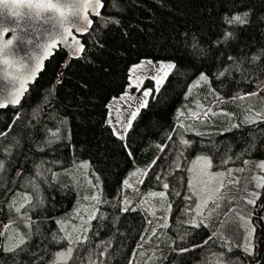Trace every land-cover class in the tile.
Here are the masks:
<instances>
[{
  "label": "trees",
  "instance_id": "trees-1",
  "mask_svg": "<svg viewBox=\"0 0 264 264\" xmlns=\"http://www.w3.org/2000/svg\"><path fill=\"white\" fill-rule=\"evenodd\" d=\"M102 2L80 56L66 62V52L55 50L18 105L0 110V264L55 263L68 245L58 222L73 220L80 206L82 161L100 183V199L65 264H264V169L257 167L264 160V0ZM237 15L244 23H227ZM144 59L174 66L158 89L143 80L141 90L151 92L122 138L108 121V103ZM201 73L209 85L188 94ZM198 102L201 113L182 119L180 111ZM198 155L235 178L232 193L201 215L189 185ZM151 190L166 193L167 214L160 200L154 211L140 207ZM23 192L29 210L17 212L13 197ZM241 216L256 227L250 245ZM9 227L25 237L13 251L4 246Z\"/></svg>",
  "mask_w": 264,
  "mask_h": 264
},
{
  "label": "rangeland",
  "instance_id": "rangeland-1",
  "mask_svg": "<svg viewBox=\"0 0 264 264\" xmlns=\"http://www.w3.org/2000/svg\"><path fill=\"white\" fill-rule=\"evenodd\" d=\"M173 66L174 62L171 61L152 62L145 59L131 66L129 85L127 86L125 92L119 97H112L108 103V121L114 128L117 135L124 137L125 131L135 116H133V114H136L138 110L147 102L151 90H141L143 80L145 78H151L154 81L155 89H158L167 74L172 70ZM202 76L205 77V79L202 80ZM206 84L209 85V80L205 73L199 74L198 78L195 79L189 86L188 94L195 93L197 91V87L205 86ZM145 93H147V95H145ZM202 108V104L198 102L196 107H187L185 110H181L180 116L182 119L187 117H196L201 113ZM78 166H80L82 176L86 178V182L80 189V206L76 209V214L73 220L71 218L66 222L61 220L58 222L63 235L68 241V245L65 249L60 250L56 254L54 264H65L67 262L69 257L72 255L76 244L84 239L85 236H83V233L88 230V225L98 210V202L101 191L100 183L87 161L80 162ZM257 167L259 169H264V160H259L257 162ZM66 173L71 178H75L74 170L72 168L66 170ZM137 176L138 174L136 171L131 172L129 178L126 180V185L134 187L135 177ZM189 185L197 198L195 209L196 213L197 215H201L211 210L213 206L217 204L219 197L223 193H232V190L235 187V178L232 177L230 168L226 167L218 170L213 169L208 156L198 155L190 164ZM146 196L147 197H144L140 201V207L142 209L147 212L149 210L154 211V208H156V206H158L161 202L160 206L166 208L164 212L167 214L169 207H167L166 204L169 206V202L164 191L151 190V192H149ZM256 196L257 195L254 193L251 194L253 199ZM148 198L152 203L147 201ZM30 199V194L28 192H23L22 194L20 193L16 196L14 195L13 208L17 212H21L23 209L29 210L28 206ZM156 200H160V202L156 203ZM164 212H159L161 216L159 222L164 220ZM241 223L242 230L245 231L246 242L250 245L252 242V233L256 227L249 221V218L245 216H241ZM4 225L2 230L5 228ZM258 225L264 227V220L263 222H258ZM6 230H9V236L6 238L4 245L6 250L16 244L20 238L25 240V237L18 228L9 227L6 228ZM257 240L260 241V235ZM69 249L72 250L71 254H69Z\"/></svg>",
  "mask_w": 264,
  "mask_h": 264
},
{
  "label": "water",
  "instance_id": "water-1",
  "mask_svg": "<svg viewBox=\"0 0 264 264\" xmlns=\"http://www.w3.org/2000/svg\"><path fill=\"white\" fill-rule=\"evenodd\" d=\"M49 3L56 5L58 11L28 7ZM78 7L81 16L86 18L82 25L72 23L75 19L72 12ZM102 7V0H0V49L7 40L13 41L7 54L0 51V90H3L0 110L18 105L55 50L61 48L66 52V62L80 56L84 49L81 37L89 31L92 17L98 15ZM54 11L57 18H61V13L66 18L62 28L54 29L47 19ZM28 12L33 14L32 19L25 15ZM73 49L77 50L75 54ZM2 231L0 227V238Z\"/></svg>",
  "mask_w": 264,
  "mask_h": 264
},
{
  "label": "snow or ice",
  "instance_id": "snow-or-ice-1",
  "mask_svg": "<svg viewBox=\"0 0 264 264\" xmlns=\"http://www.w3.org/2000/svg\"><path fill=\"white\" fill-rule=\"evenodd\" d=\"M29 9L35 7L36 9H54L56 11H58V8L56 5H53V4H36V5H28ZM12 15H16V13H13ZM26 16H28L29 19H32L33 18V14L31 12H28V13H25ZM38 15V14H37ZM247 15V14H245ZM72 16L75 17V19L72 20V23L73 24H77V25H82V24H85L86 23V18L81 16V13H80V8H76L73 12H72ZM47 19L49 21L52 22L53 24V28L55 29L57 26L59 27H63L64 23H66V18H63V14L61 13V18H57L56 15H55V11L47 17ZM233 22H237V23H244V20L241 18V16L237 15L234 17V21L233 20H228L227 23H233ZM13 44V41L11 39L7 40L6 44L3 45V48L0 49V51H3L5 54H7V52H9L11 49L9 48V46H11ZM61 46L63 47V41H61ZM76 49H73L72 50V53L75 54L76 53ZM201 79H205V77H201ZM3 90H0V92H2ZM145 95H147V93H145ZM0 106H3V105H0ZM135 115V113L133 114V116ZM248 119V118H246ZM183 143H187V141H183ZM198 143V142H197ZM196 145L194 144L192 147L194 148ZM191 150V149H190ZM203 150V149H202ZM0 168H2V163H0ZM165 188L168 187L167 184L164 185ZM0 227H3V225H0ZM63 239V238H61ZM24 244V240L23 238H20L19 241L12 245V247H9L7 249V251H13L15 248L19 247L20 245ZM246 251L248 249H245ZM69 251V254H71V249L68 250Z\"/></svg>",
  "mask_w": 264,
  "mask_h": 264
},
{
  "label": "crops",
  "instance_id": "crops-1",
  "mask_svg": "<svg viewBox=\"0 0 264 264\" xmlns=\"http://www.w3.org/2000/svg\"><path fill=\"white\" fill-rule=\"evenodd\" d=\"M120 136V135H119ZM120 137H122L123 138V136H120Z\"/></svg>",
  "mask_w": 264,
  "mask_h": 264
}]
</instances>
